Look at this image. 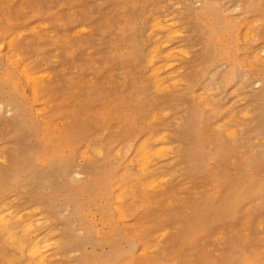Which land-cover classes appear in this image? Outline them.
I'll return each mask as SVG.
<instances>
[{
  "label": "rangeland",
  "instance_id": "1",
  "mask_svg": "<svg viewBox=\"0 0 264 264\" xmlns=\"http://www.w3.org/2000/svg\"><path fill=\"white\" fill-rule=\"evenodd\" d=\"M0 210V264H264V0H0Z\"/></svg>",
  "mask_w": 264,
  "mask_h": 264
},
{
  "label": "bare ground",
  "instance_id": "2",
  "mask_svg": "<svg viewBox=\"0 0 264 264\" xmlns=\"http://www.w3.org/2000/svg\"><path fill=\"white\" fill-rule=\"evenodd\" d=\"M157 18V17H156ZM155 20V19H154ZM158 21H159V19H158ZM160 21H161V19H160ZM166 22V21H165ZM158 23V24H157ZM155 24H157V25H160L161 26V24L159 23V22H157V20H156V23ZM154 24V25H155ZM163 24H164V22H163ZM153 25V26H154ZM168 25V24H167ZM155 27H156V25H155ZM166 27H168V26H166ZM157 28H159V27H157ZM161 28V27H160ZM163 28H165V27H163ZM169 33V32H168ZM157 37V36H156ZM168 39H169V37H168ZM10 42V41H9ZM10 46V45H9ZM153 52V51H152ZM172 53H170V55L167 57V61L168 62H170V61H172ZM154 58H155V56H154ZM154 58H152L151 59V64H155V62H156V60L154 59ZM6 59H8V56L6 57ZM11 60V59H10ZM9 61V60H8ZM13 61H16V60H12V62ZM148 61V60H147ZM24 66H26V64L24 65ZM148 66V65H147ZM152 66V65H151ZM156 65H154V67H155ZM160 67H161V65H160ZM23 68L24 67H21L20 69H22V71H23V73H25L24 71H26V70H23ZM150 68V67H149ZM158 68V67H157ZM25 69V68H24ZM28 74V73H27ZM27 74H25V75H27ZM26 77H28V80H31V81H33V82H35L38 78H36V76L34 77V76H30V75H27ZM34 77V78H33ZM36 78V79H35ZM35 81H34V80ZM40 79V78H39ZM42 79V78H41ZM160 83V82H159ZM161 85V84H160ZM163 85V84H162ZM166 87V86H165ZM162 89V88H161ZM165 89V88H164ZM203 94V93H202ZM156 138V137H155ZM158 141H161V142H163L164 141V137H161V138H159L158 139ZM140 150V149H139ZM142 151H145V146L143 147V149H142ZM152 153H153V151H152ZM156 154V153H155ZM138 155V154H137ZM139 156H140V154H139ZM144 156V155H143ZM150 158V157H149ZM143 159V158H142ZM140 161V160H139ZM139 170H140V168H139ZM146 180V179H145ZM157 181V180H156ZM145 183V182H144ZM159 183V182H158ZM148 184V183H147ZM142 185V184H141ZM144 186H146V185H144ZM149 187V186H148ZM147 187V188H148ZM146 188V187H145ZM3 212L0 210V229H2L5 233H6V236L16 245V246H22V242L20 241V239H19V237H17V235L10 229V221H15L16 222V220H18V219H20V217L18 218V219H16L15 218V216L14 217H11V216H9L8 214H2ZM11 218L13 219V220H11ZM15 218V219H14ZM28 222V221H27ZM30 223H31V221H29ZM29 222L28 223H26V222H24V224H26V228H27V226L28 227H30V229H31V227H32V229H31V231H33V226H31L33 223H31V225L29 224ZM39 222V221H38ZM23 224V225H24ZM22 226V225H21ZM23 229H25L24 227H23ZM30 229H28V231H30ZM15 231H16V229H15ZM23 231V230H22ZM27 231V230H26ZM26 231H24L25 233H28V232H26ZM31 231H30V233H31ZM23 232V234H25ZM29 233V234H30ZM32 234V233H31ZM30 234V235H31ZM38 235V234H37ZM31 237V236H30ZM35 240H36V238H34ZM33 241L30 245H29V248H28V253L27 254H29V257L31 256V257H39V258H37V259H40V261L41 262H43L44 260H43V252H42V247L43 246H41L40 247V242H36V241ZM26 250H27V248H26ZM144 250V249H143ZM45 251V250H44ZM27 254H26V256H27ZM47 256V255H46ZM28 257V256H27ZM33 258H31V259H33ZM36 258H34V259H36ZM50 258V257H49ZM33 259V260H34ZM47 259H48V257H47ZM29 261H30V259H29ZM39 261V260H38ZM34 263H36L35 262V260H34ZM38 263V262H37ZM44 263V262H43ZM40 264H42V263H40ZM46 264H48V263H46Z\"/></svg>",
  "mask_w": 264,
  "mask_h": 264
}]
</instances>
